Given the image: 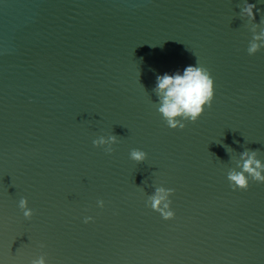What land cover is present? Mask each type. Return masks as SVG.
Here are the masks:
<instances>
[{
  "label": "water",
  "instance_id": "1",
  "mask_svg": "<svg viewBox=\"0 0 264 264\" xmlns=\"http://www.w3.org/2000/svg\"><path fill=\"white\" fill-rule=\"evenodd\" d=\"M242 2L0 0V264H264V182L226 177L243 149L264 162L262 26ZM195 62L211 103L170 128L155 76ZM109 133L110 153L92 144ZM155 185L171 218L145 204Z\"/></svg>",
  "mask_w": 264,
  "mask_h": 264
},
{
  "label": "clouds",
  "instance_id": "2",
  "mask_svg": "<svg viewBox=\"0 0 264 264\" xmlns=\"http://www.w3.org/2000/svg\"><path fill=\"white\" fill-rule=\"evenodd\" d=\"M253 5L243 0L240 9L241 15L246 22L260 27L259 33L253 34V39L247 43L246 51L253 54L264 46V16L261 15L259 23L253 21ZM256 36L262 37L259 42ZM152 92L156 96L154 101L156 111L160 113L166 125L170 128H183L185 121H195L201 114L204 106L210 105L213 97V78L208 69L202 64L195 62L185 64L182 68L172 71L157 73ZM117 137L113 133L101 134L92 138L93 145H102L103 150L110 153L112 145ZM256 149H243L239 152L236 167L227 170L226 177L230 187L246 188L249 179L264 182V162L256 155ZM129 158L135 161L144 160L146 152L142 148L132 147L128 152ZM173 191L170 187L155 185L153 191L147 194L145 204L159 212L162 218H171L174 215L170 207L169 194ZM97 206L103 207L104 201L96 200ZM17 206L22 210L24 217L32 215L33 209L27 206V199L20 196ZM85 222L92 220L91 216L82 217ZM29 264H47L44 255H37L29 261Z\"/></svg>",
  "mask_w": 264,
  "mask_h": 264
}]
</instances>
